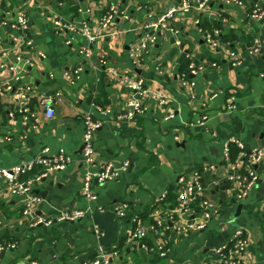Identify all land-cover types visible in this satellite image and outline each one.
I'll list each match as a JSON object with an SVG mask.
<instances>
[{"label":"crops","instance_id":"crops-1","mask_svg":"<svg viewBox=\"0 0 264 264\" xmlns=\"http://www.w3.org/2000/svg\"><path fill=\"white\" fill-rule=\"evenodd\" d=\"M241 1L242 6L213 0L202 12L178 16L171 23L173 31L151 32L156 41L135 65L131 47L147 42L148 16L163 14L180 0H0V80L13 87L11 93L0 92V169L35 160L45 149L49 157L63 149L73 162L62 172H51L34 189L44 199L35 216L54 218L63 211L88 210V217L78 222L32 227V218L22 215L26 197L11 196L0 180V243H17L15 250L1 254L0 264H84L100 249L109 248L121 253L115 264H218L216 251L231 244L237 230L247 240L240 264H264V161L254 166L259 182L243 201L235 197L237 188L226 179L233 171L225 160L226 144H242L248 151L264 148V19L255 22L250 17L254 4L264 7V0ZM112 4L127 12L131 21L117 18L110 32L101 33L90 60L80 53L87 44L83 36L69 44L71 34L54 28L55 20L62 19L79 27L85 22L97 30ZM80 9L91 13H79ZM23 11L31 24L32 47L20 41V32L14 28ZM217 29L222 45L214 49L206 43L205 33ZM256 39L262 48L251 54ZM231 52L242 60L240 67H233ZM193 60L219 67L194 77L196 85L190 90L182 86V78ZM10 67L18 68L20 80H13ZM80 68L79 79H74ZM133 72L146 81L148 112L122 122L118 116L130 93L121 76ZM27 85L35 90L28 106L36 117L30 121L19 114L15 97ZM43 93L61 94L50 120L38 105ZM232 97L235 109L229 112ZM96 106L105 108L108 115L99 114ZM170 113L174 117L167 120ZM86 115L103 122L95 134L94 169L109 164L119 169L128 163L119 178L95 187L98 199L92 203L81 196ZM204 115L209 117L205 127L190 126ZM214 133L218 137H212ZM252 167L248 162L238 166L240 170ZM40 170L36 167L26 177ZM192 173L200 174L206 187L204 198L219 214L204 231L179 232L176 225L195 218H173L177 180ZM164 197L167 200L158 203ZM123 202L132 206L131 215L140 214L148 225L156 218L167 222L169 229L160 236L149 232L144 240L152 248L149 252L130 242L132 223L112 212L114 205ZM100 207L107 211L99 212ZM96 228L101 235L95 234ZM161 247L167 256L161 255Z\"/></svg>","mask_w":264,"mask_h":264},{"label":"built area","instance_id":"built-area-1","mask_svg":"<svg viewBox=\"0 0 264 264\" xmlns=\"http://www.w3.org/2000/svg\"><path fill=\"white\" fill-rule=\"evenodd\" d=\"M211 1L213 0H180L178 6L168 8L163 14L158 16L150 14L148 16V22L144 26V29L147 32H150L147 42L136 44L131 47L130 56L135 65L140 62V57L142 53L147 50L148 45L155 43V32L173 31L171 23L178 16L190 13L194 10L202 12L206 10L209 6V2ZM230 1L239 6L243 5V1L241 0ZM79 13L87 15L91 13V10L80 9ZM250 17L255 22H261L264 19V7L254 4ZM117 18L131 21L127 12L122 11L118 5L112 4L107 8L104 15L101 17L97 30H94L85 22L79 27L62 19L55 20L54 28L57 33L67 32L71 34L68 41L69 44L75 40L76 36H83L86 39L87 44L81 48L80 53L86 60H90L91 48L101 38V33H107L112 30ZM0 24H3L1 19ZM196 24H199V22L197 21ZM14 28L20 32V41H24L27 47H32L33 39L31 38V24L25 11L21 12L17 16ZM151 32H154V34L152 35ZM220 33L221 31L218 29L211 33H205L206 43L214 49L220 48L222 45L219 39ZM112 34L116 35L118 33L114 32ZM174 35H179V32L174 31ZM15 41H18V38H16ZM177 43L181 45V41H177ZM261 48L260 41L256 39L254 41L251 54H258ZM230 57L233 59V67H240L243 64L242 60L237 57L236 53L231 52ZM209 67L218 68L219 66L214 62H196L193 60L188 66L187 73L182 78V86L186 89L193 90L196 85L193 78L205 73ZM9 70L14 74L13 80H20L21 72L17 67H10ZM81 72V68L76 70L73 78L79 79ZM261 77H264V74H261ZM121 82L123 83L124 88L130 93V98L126 102L124 112L118 116V120L122 122H131L136 117L145 116L148 112V106L145 100L149 94L145 79L133 72L131 74H124L121 76ZM4 90L11 93L13 90L12 84H4V82L0 80V92H3ZM34 92L35 90L33 86L27 85L23 90L15 94L17 102L19 103V114L22 115L25 121H30L36 117L28 106L30 100L35 96ZM60 95V93H56L55 95L43 93L38 96V105L44 111L45 117L49 120L53 119L56 115V99L60 97ZM235 100L236 99L234 97L229 99V106L227 107L229 112H232L235 109ZM96 109L98 113L103 116H106L109 113V111L100 106H96ZM9 115L11 118H15L16 114L11 112ZM173 117V113H170L167 116V120L172 119ZM208 120L209 117L204 115L198 121L191 123L190 126L205 127ZM83 122L84 134L82 158L85 172L83 176L81 196L86 202L92 203L98 199L95 187L98 185H104L107 182L119 178L120 172L128 169V163H125L119 169L109 164L99 170H95V134L102 127L103 122L100 119H95L92 115H86ZM212 137L216 138L218 135L214 133ZM231 144H226L224 147L226 163L233 167V171L227 174L226 179L233 183L237 188L235 197H237L238 200L243 201L248 197L250 191L259 182L260 175L254 169V166H259L263 163L264 148L248 151L242 144H236V147L239 150V155L236 160L233 161L231 157ZM48 155L49 149H45L35 160L25 162L12 168H1L0 180L6 183L7 191L11 196L26 197L22 215L26 218H32V227H38L40 225L49 226L53 225L55 222L74 223L86 219L88 217V210L63 211L54 218H38L35 216L36 208L44 202V199L41 196L34 194V189L46 180L51 172H62L73 162L72 157L69 156L63 149H61L53 157H49ZM245 162H248L253 167L248 170H240L238 166L242 163L245 164ZM36 167L41 168V170L31 177H26L28 174L32 173ZM205 190L206 187L200 174L198 173L181 175L178 178L176 206L173 210H171L173 218L178 217L184 219L185 216H192L195 219L193 221H187L183 226L176 225L175 229L177 231H204L208 228L210 220L219 214L215 205L204 198ZM165 200L166 197L159 199L158 203L162 204ZM98 211L104 213L107 211V208L100 207ZM131 211L132 206L126 202L116 204L112 207V212L115 214L117 219L129 220V222L132 223V228L128 232L130 242L138 244L140 249L144 252H149L152 248L149 247L144 240L147 239L149 232L160 236L163 230L169 229L167 222L161 218H156L148 225L144 222V219L140 214L133 213L131 215ZM173 218H171V220ZM95 234L101 235L98 228L95 229ZM232 243V246L228 247V245H224L218 248L216 251L218 264H240V254L243 253L247 247V240L242 230H237L235 232ZM16 248L17 243H0V259L3 252L15 250ZM159 251L162 256H167V252L164 251L162 247ZM120 256L121 253L117 249H100L94 258L86 261L84 264H115V261L120 259Z\"/></svg>","mask_w":264,"mask_h":264},{"label":"trees","instance_id":"trees-1","mask_svg":"<svg viewBox=\"0 0 264 264\" xmlns=\"http://www.w3.org/2000/svg\"><path fill=\"white\" fill-rule=\"evenodd\" d=\"M100 107H101V106H100ZM230 148H231V157H232V160L235 161L236 158H237L238 155H239V150H238V148L236 147V145H234V144H231V145H230ZM166 200H167V199H166ZM166 200H165V201H166ZM232 244H233V243L231 242V244H229L228 247H229V246H232ZM228 247H227V248H228Z\"/></svg>","mask_w":264,"mask_h":264},{"label":"water","instance_id":"water-1","mask_svg":"<svg viewBox=\"0 0 264 264\" xmlns=\"http://www.w3.org/2000/svg\"><path fill=\"white\" fill-rule=\"evenodd\" d=\"M82 150H83V149H82ZM238 209H239V210H241V209H242V206L240 205ZM238 213H239V211H238ZM261 245H264V242H263V237H262V235H261ZM2 255H3V254H2Z\"/></svg>","mask_w":264,"mask_h":264}]
</instances>
